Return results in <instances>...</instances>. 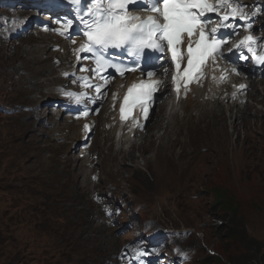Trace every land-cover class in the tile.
Segmentation results:
<instances>
[{
  "label": "rangeland",
  "instance_id": "obj_1",
  "mask_svg": "<svg viewBox=\"0 0 264 264\" xmlns=\"http://www.w3.org/2000/svg\"><path fill=\"white\" fill-rule=\"evenodd\" d=\"M261 23L264 24V19ZM44 40L25 38L12 43L0 41V54L4 53L0 56V264H95L96 261H100L99 264H111L118 247L144 232V220H151L153 229L188 231L189 237L183 243H178L191 248L194 264H203L205 259L210 261L208 264H264L260 263V258L258 261L254 257L251 259L247 251L250 245L248 238L264 243V137L258 141V151L252 160L254 163L242 168L236 164V160L243 161L250 156V150L242 147H238L239 153L232 150V146L243 141L244 137L234 133L227 121L219 130L227 149L220 151L223 158L218 157L210 164L208 160L214 159V148L207 142L206 130L200 128L209 121L200 118L203 110L191 114L189 125L198 127L197 134L187 128V131L184 130V134L196 139L198 146L188 152L186 160L191 163H186L183 169H178L179 166L170 161L167 150L157 151V141L149 145L150 150L145 154L151 158L148 166H144L138 149L133 151L140 164L142 178L130 172L133 166L131 161L122 162L120 157L115 159L117 167L112 168L108 161V150L101 143V133L98 131L95 134L92 149L99 152L97 170L101 176V187L117 195L118 199H125L130 208L119 216V227L114 231L94 223L89 210L99 209L91 201V194L85 192L81 178L75 172L78 165L79 170L83 169L82 177L85 171L89 174L90 170L85 167L78 152L73 149L68 152L71 144L57 141L61 136L60 132L53 133L57 131L54 129L57 120L51 116L48 105H44L46 101L43 98L55 94L54 88H47L55 87L58 81L50 61L44 59L47 54L42 56L43 60L39 56V53L47 52V41ZM32 57H36L39 66L45 69L43 74L31 66ZM27 75L29 77L22 80ZM46 76L49 78L40 80ZM256 82L259 92L251 87L246 107L241 111L242 116L246 113L249 115L245 122L247 127L254 125L256 119L257 125L264 124V81ZM165 99L157 104L153 118L148 121L150 133L154 130L153 125L159 121L156 116L162 112V102L172 100L169 97ZM25 106L36 107L34 117H28V113L22 111ZM209 106L210 109L212 106ZM43 109L49 113L52 124H49L47 112L45 117H41ZM3 110L16 112L9 114ZM219 110L216 114H219ZM25 120L33 121L34 125L18 137L22 133L20 123ZM201 121L206 122L200 125ZM61 122L63 119L58 121V125ZM176 126L180 128L178 124ZM61 127L57 128L63 132ZM71 131L68 129L63 133ZM164 131L159 134L164 135ZM179 131L177 129L173 134L185 138ZM44 133L46 135L41 136ZM170 137L162 140V144L167 145ZM67 138L68 135L63 136V139ZM35 139L46 142L44 146L41 143L43 147L37 152L20 153L12 147L16 142L26 145ZM176 140L177 137L171 141ZM47 144L55 146L57 150L54 152L53 147L49 148ZM141 145L145 146L144 141ZM175 151L181 153V145H177ZM158 153L165 159V165L161 161L156 164ZM194 160H199L195 168L192 164ZM121 168L129 172L123 175L119 172L118 177L117 171ZM156 169L163 175L161 189H154L153 186ZM219 187L235 201L237 215L234 218L230 215L221 217L220 210L212 205V193L215 189L218 192ZM129 215L135 216V226L139 229L116 234L127 224ZM228 228L241 238L227 240L225 231ZM108 247L117 250L112 254L114 250ZM243 260L245 263L239 262Z\"/></svg>",
  "mask_w": 264,
  "mask_h": 264
},
{
  "label": "snow or ice",
  "instance_id": "obj_2",
  "mask_svg": "<svg viewBox=\"0 0 264 264\" xmlns=\"http://www.w3.org/2000/svg\"><path fill=\"white\" fill-rule=\"evenodd\" d=\"M76 6L82 5V0H70ZM136 3V0H83L84 14H80L79 19L84 25L83 34L87 43L82 45L79 52L91 53L95 58L97 72L102 68H114L121 76L125 71H136L138 65L133 61L134 67H127L112 63L106 58L108 49H122L125 53L133 56L136 60L143 58L147 63L152 57L145 53V49L164 52L167 49L171 53V60L175 64L176 76L174 80L191 81L193 72H197L200 66L209 56H222V46L232 35H238L237 31L232 33H220L217 36L218 29H238L244 27L251 29L252 24L247 23L248 16L243 12L238 0H217V4H212L209 0H140L138 8L148 11L150 14L146 18L130 14L128 5ZM230 9V11H226ZM225 10V14L220 16V22L210 32L206 31L207 25L213 22V17L205 19L206 13L219 14ZM154 13L155 15H152ZM239 18L246 23L237 25L235 19ZM231 18V22H229ZM72 27L71 21H65L61 28L60 35H64L67 29ZM197 37L195 46L193 36ZM187 38L186 53L181 52V45L184 44V38ZM73 43L75 41L73 40ZM256 41L249 35L240 41L236 47L240 49L238 58L249 60L246 53H251L257 64L264 65V55H256ZM246 50V51H245ZM186 55V67L181 69V64ZM155 59L159 60L160 57ZM87 70V69H82ZM181 72L183 75L181 76ZM238 74V73H237ZM146 75L152 77L153 71H147ZM199 78V77H198ZM107 83V80L105 81ZM85 86L92 87L85 81ZM159 87V82L140 81L133 83L127 90L124 97V104H139L142 108L145 118L148 114L147 102L152 100V94ZM187 88V85L185 84ZM245 85H240L244 89ZM100 86H96L99 92ZM179 93V84L177 86ZM73 96L75 94L67 93ZM77 102L80 96H75ZM121 113L125 112L122 106ZM88 113L84 112L86 116ZM123 118V115H122ZM87 125L85 128L87 129Z\"/></svg>",
  "mask_w": 264,
  "mask_h": 264
},
{
  "label": "bare ground",
  "instance_id": "obj_3",
  "mask_svg": "<svg viewBox=\"0 0 264 264\" xmlns=\"http://www.w3.org/2000/svg\"><path fill=\"white\" fill-rule=\"evenodd\" d=\"M43 36H45V35H43ZM46 54H47V52H43L41 54L39 53V56L42 59V56H44ZM3 55H4V53L0 54V56H3ZM30 64L32 67L38 68L40 70L41 74H43L45 72V69L41 68L39 66V62H38L36 57L31 58ZM25 70L28 72L30 71V69H26V68H25ZM27 77H29V75L23 76L22 80L26 79ZM44 78H49V77L46 76V77H43L42 79H40V78H37V79L43 80ZM252 87L253 88L255 87V90H256L255 92H259V90H258L259 86H258V88H256V84L254 82H252ZM53 88L54 87H48L47 89H53ZM196 91H198V92H196ZM195 92L197 94H195ZM195 92H194V94L197 95V97L195 99L188 97L186 102H183V103L181 102L179 104H175L173 100L171 102L164 101L162 104V109H161L162 112L160 113V115L156 116V118H158L159 121L156 120L157 124L153 125V129H154L153 132L150 133L148 128H147L143 135L141 134L140 136H136L135 140H133V141L131 140L129 135H123V136L118 137L115 127L108 130L104 126V130H102L103 133L101 134V137H102V140L106 143V145L110 144V149H107L106 147H104L105 150H108V156H110L108 159L109 165L110 166L112 165V168L117 167V164H115V159L117 160L119 157L121 158L122 162L131 161L133 166L131 169L132 171H130V172L133 173V175L136 173L140 178H142L143 176H142V172H141V167H140V164L137 161V158L135 157V154L133 151L138 149V151L141 153L142 159L144 161V166H148L149 163L151 164V158L145 154L150 150L149 145L151 143H154V141L158 142L157 143V147H158L157 151H159L160 149L167 150V152H168L167 155H170L169 157L171 158L170 161L175 162L179 166L178 169L182 168L188 162L191 163V161L186 160V158L188 157V152L194 151L195 146L197 145V141H196V139H193L192 137H190V135L184 134V130H186V128H187L188 130H191L192 132L197 134V130L199 131L198 127L197 126L190 127L189 123L192 121V119H191L192 112L199 113L201 110H203V112L202 113L200 112V118L209 119V121L206 123V126L201 125V123L206 122V121H201L200 125L202 127L200 126V128L206 130L205 136L208 137L207 142L210 143L211 146L214 148V153H213L214 155L212 156V158H214V159H212V160L209 159L208 162L210 164H213L217 160L218 157L223 158L220 151H221V149L222 150L227 149V147H225V144L223 143V140L221 139V136L219 134V130H221L220 128L224 124H226L228 121L229 127L234 131V133H237V134L240 133L244 137L243 141H238L235 143V145L232 146V147H234L232 150L238 152V147H242V148L250 150V156L245 158L243 161H241V159L236 160V164L240 165L242 168H244L245 166L249 167L251 164H253L254 161H252V160L258 151V149H257L258 141L264 137V124L262 123L261 126L257 125V122H256L257 119H256L255 120L256 123L254 122V125L252 124L251 126L247 127L245 122H246V118H248L249 115L247 113L244 114L245 115V118H244V115L242 116L243 113L241 112V111H243L245 106L239 105L237 103H228V102H226V99H224V100L216 99V97L218 96V94L216 92H213L212 94L210 93L208 95V96H210V99H208L210 102L209 101L204 102L201 100V98H203L202 93H204V92L201 90H195ZM165 94H163L162 97ZM46 99H48V101H47V103H48L51 100H55L56 95L54 94L51 96H46L44 98V100H46ZM165 100H169V99H165ZM212 100L217 101L218 105L215 106V105L210 104L211 102H213ZM251 100H252V98H251ZM263 102H264V100H263ZM209 105H211L212 107H215V108L211 107L209 109L208 108V107H210ZM218 109H220L219 114L218 113L216 114V111ZM46 112H47L46 109L41 110V112H40L41 117H45ZM255 113H257V112H255ZM259 113H261V112L259 111ZM48 114L49 113L47 112V118H49ZM27 115H28V117L29 116L34 117L35 113L33 111L31 113H28ZM112 116H113L112 114L109 115V117H112ZM103 118L104 117L98 118V121H101ZM242 118H243V120H242ZM30 120H25V122L20 123V125L22 127V133L20 135H17L18 137L23 135L27 131H29L30 127L34 125V122L30 121ZM240 120H242V121L240 122ZM41 121L42 120H40V123H41ZM124 123H125V125H127V124H130L131 122L126 121ZM124 123L122 122L120 124L123 125ZM49 124H52V121L50 118H49ZM167 124H169V125H168V128L166 129ZM176 124H178L180 126V128L177 127ZM55 125H58V122H55ZM77 125H80V124H74L73 126H71L72 131L70 130L71 132L69 133L68 138L64 139V141L67 144H71L70 148L68 149V152L71 149H73L74 142L80 141V139H81V136L79 134L80 126H77ZM117 126H119V125H116V127ZM170 128H172V129L170 130ZM177 129L180 130L179 132H181V135L183 134L182 136H185V138H182L181 136L178 137V136L173 134L174 131ZM162 130H166V131H164L165 132L164 135L159 134ZM242 130H243V133L241 132ZM55 132H61V130L58 129L57 131H54L53 133H55ZM168 132H170V133H168ZM53 133H52V135H53ZM200 134H202V133H200ZM45 135H46V133L42 134L41 136H45ZM178 135H180V134H178ZM168 136H171L170 137L171 140L175 139V137H177V140L175 142H172L170 140V142L167 145L162 144V140H165V138ZM182 140H184L183 144L181 143ZM39 141H41V142L39 143ZM142 141H144L145 146L141 145ZM54 142H48V143H50L52 145H56ZM41 143H43V146H44V144L46 142H44V140H42V139H35V141L31 140L26 145H23L20 142H16L15 144H12V147H15L16 150L18 149V151L20 153H23V152L31 153V152L39 151L43 147L41 145ZM50 144H47V146L49 148L53 147L54 152H55V150H57L56 147L51 146ZM177 145H181V150H182L181 153H177L175 151V149H177ZM233 155H234V153H233ZM158 161L159 162L161 161V164L165 165V159L162 157V154H160V153H158V156L156 158V164L158 163ZM195 161L196 160H194L192 162L194 168L197 166L199 160L197 162H195ZM124 165H125V163H124ZM79 168H80V165H78L75 172L76 171L81 172L83 170V169L79 170ZM167 171H168V168L165 169V172H167ZM119 172H120V174L123 175V173L129 172V170H127L125 168H121L120 170L117 171L118 177H119ZM165 172H164V174H165ZM183 172H185V171H183ZM86 175H88L87 171L84 172L83 176L86 177ZM84 177H79V178L85 179ZM162 177H163L162 172L159 169H156L155 181L153 183L154 189H161ZM87 184L89 185V182ZM118 243H119V241H118ZM107 245H108V243H107ZM119 248H121V247H118V250H119ZM110 250H114L112 252V254H113L117 249L112 248ZM106 256H108V255H106ZM99 262L100 261H96L95 264H99ZM102 264H104V263H102Z\"/></svg>",
  "mask_w": 264,
  "mask_h": 264
},
{
  "label": "trees",
  "instance_id": "obj_4",
  "mask_svg": "<svg viewBox=\"0 0 264 264\" xmlns=\"http://www.w3.org/2000/svg\"><path fill=\"white\" fill-rule=\"evenodd\" d=\"M213 194V201L212 205L220 210L221 217H228L229 215L233 218L237 215V209L235 205L234 199L229 197V193H227L223 188L219 187V191L215 189ZM234 206V208H232ZM232 218V219H233ZM227 240H234L236 241L238 238H241V236H238V233H236L234 230H230L229 228L225 231ZM244 238V237H243ZM250 240V245L247 247V251L249 254H251V259L254 257L255 261H258L260 258V263H264V243H259L254 238H248ZM241 263H245V261H239ZM203 263L208 264L210 261L205 259Z\"/></svg>",
  "mask_w": 264,
  "mask_h": 264
}]
</instances>
